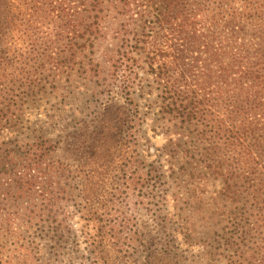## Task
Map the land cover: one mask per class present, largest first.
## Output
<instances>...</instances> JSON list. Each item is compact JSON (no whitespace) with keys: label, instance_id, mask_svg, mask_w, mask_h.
<instances>
[{"label":"trees","instance_id":"16d2710c","mask_svg":"<svg viewBox=\"0 0 264 264\" xmlns=\"http://www.w3.org/2000/svg\"><path fill=\"white\" fill-rule=\"evenodd\" d=\"M44 1L35 44L15 22L40 0H0V129L40 80L29 55L52 83L103 90L71 98L59 135L31 128L26 157L0 155V264H264V0H119L104 60L92 21L107 0ZM62 90L61 107L74 93ZM154 106L179 129L173 175L145 148Z\"/></svg>","mask_w":264,"mask_h":264},{"label":"rangeland","instance_id":"374dc122","mask_svg":"<svg viewBox=\"0 0 264 264\" xmlns=\"http://www.w3.org/2000/svg\"><path fill=\"white\" fill-rule=\"evenodd\" d=\"M11 2L12 4H16L15 0H11ZM40 2L42 4L37 5V11L32 12V10L27 7V10L25 11L26 16L18 17L15 22V25L25 24L24 29L26 38L29 42L35 44L37 39H39L40 43H43V41L47 37V29L45 27L48 23V18L46 19V17H48V12H43L44 9L42 8V5L45 6V1L40 0ZM118 3L119 0H107V2L103 6L104 9L98 12H94L93 14V27L97 32L96 44H99V46H97L96 48V54L93 58H103V60L104 58L110 59L118 48V35L115 30H113V27L118 26L120 22L118 20L119 11L115 10V6ZM22 11L23 8H16L14 12H17L19 14ZM54 16H56V14ZM98 27L100 28V30L98 29ZM14 29L15 27L10 31L14 32ZM31 57L32 55H29L27 58L28 61L26 63H29L27 71L31 72L32 74L37 71V78H39L40 80L36 82L37 85L35 86V91L32 93L33 95L29 98V104L23 107V113H19L18 118L10 116V124L5 127L4 131L0 129V146L2 144L4 145V152H0V155L2 157H4L5 155H10L14 159H17L19 157H26L29 151L36 148V146L38 145V143H36L35 145H28L29 140H31L30 137L28 138V135L33 134L32 132H30L31 128H33L32 131H34L35 128L44 126L49 131L55 132V136L59 135L62 124L67 122L66 113L71 109L72 105H69L70 101L72 100L71 98H73L75 102V99L78 100L77 94L84 93L85 95H90L95 90H103L102 86H95L94 82L91 83L90 80L84 78L76 81L74 84H70L67 75H62L58 78V80H56L55 83H52V79H50L49 81L48 74L42 71L40 64L32 61ZM64 88H66V90H73L74 93L72 97H70V95L67 97L66 105L64 104V106L61 107L60 105H58L61 103V101L55 99V95L59 93L62 94V89ZM147 90H150L149 86L147 87ZM110 96L114 98L115 94ZM149 97L150 95L147 94L141 99V103L147 113L148 109L147 107H145V105L147 104V99ZM121 103H123V101H121ZM155 108V110L150 111V114H148L145 122V148L149 149V152L152 153L154 158H157L158 155L165 154V156H163L162 158V161L166 163V171H168L169 175H173V172L171 171L173 167L171 166V164L176 163V159L172 158L174 148L173 141L178 137V135L174 134V131H177L179 129L174 127V123L172 121H169V117H164V115H162V113L159 111L158 106H156ZM86 116V113L81 114V110L75 111V117L77 118L76 123L78 125V128L82 127V121L85 122L84 118H86ZM62 118L63 121L61 123ZM63 154L65 156L67 152H62L60 156H54V158L59 157V159H61V156ZM50 162L53 164L55 160L50 158ZM173 166L174 168H177L175 165ZM63 174H65L66 177L69 173L67 170H64ZM178 175L180 174L175 173L173 177H178ZM75 181L76 180L72 179L73 185L75 184ZM65 185L66 189L69 191L71 182H66ZM210 186L211 187L207 189L211 191V194H216V189H221L220 186H214L213 183H210ZM38 189L39 188H37V190ZM180 190L181 188L175 185L173 192L178 194ZM170 204H174V199L172 196L170 197ZM66 215L71 218L70 225L76 231L75 233L77 234V239H80V241L82 242L83 238L81 235V228L83 225V220L81 218V214L78 213L74 207L70 206L66 210ZM82 247H84V245H82ZM70 249L72 248L69 247V250ZM20 261L21 260L16 256V258L14 259V263L19 264ZM21 264L23 263L21 262Z\"/></svg>","mask_w":264,"mask_h":264}]
</instances>
